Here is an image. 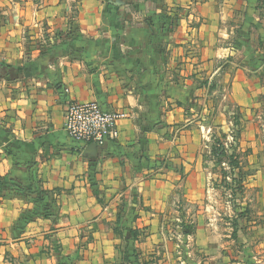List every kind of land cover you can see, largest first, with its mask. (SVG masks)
I'll use <instances>...</instances> for the list:
<instances>
[{"label": "crops", "instance_id": "1", "mask_svg": "<svg viewBox=\"0 0 264 264\" xmlns=\"http://www.w3.org/2000/svg\"><path fill=\"white\" fill-rule=\"evenodd\" d=\"M262 1L0 0V264L173 260L214 101L259 92ZM69 100L124 112L118 136L73 141Z\"/></svg>", "mask_w": 264, "mask_h": 264}, {"label": "rangeland", "instance_id": "2", "mask_svg": "<svg viewBox=\"0 0 264 264\" xmlns=\"http://www.w3.org/2000/svg\"><path fill=\"white\" fill-rule=\"evenodd\" d=\"M256 75L259 92L247 106L214 101L220 119L212 120L204 154L210 174L203 193L170 210L169 264H264V69ZM209 234L211 248L203 242Z\"/></svg>", "mask_w": 264, "mask_h": 264}, {"label": "built area", "instance_id": "3", "mask_svg": "<svg viewBox=\"0 0 264 264\" xmlns=\"http://www.w3.org/2000/svg\"><path fill=\"white\" fill-rule=\"evenodd\" d=\"M64 130L82 145H103L118 136V121L126 114L117 109H106L97 101L69 100L64 114Z\"/></svg>", "mask_w": 264, "mask_h": 264}, {"label": "trees", "instance_id": "4", "mask_svg": "<svg viewBox=\"0 0 264 264\" xmlns=\"http://www.w3.org/2000/svg\"><path fill=\"white\" fill-rule=\"evenodd\" d=\"M47 194V193H46ZM131 233V235H132V237L134 238L135 236H134V234L132 233V232H130Z\"/></svg>", "mask_w": 264, "mask_h": 264}, {"label": "water", "instance_id": "5", "mask_svg": "<svg viewBox=\"0 0 264 264\" xmlns=\"http://www.w3.org/2000/svg\"><path fill=\"white\" fill-rule=\"evenodd\" d=\"M91 145H97V144H95V143H90Z\"/></svg>", "mask_w": 264, "mask_h": 264}]
</instances>
